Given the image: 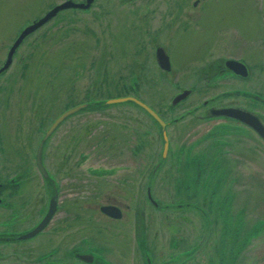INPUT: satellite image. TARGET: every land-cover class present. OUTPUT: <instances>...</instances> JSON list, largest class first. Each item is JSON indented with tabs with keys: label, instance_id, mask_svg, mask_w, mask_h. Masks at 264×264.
Wrapping results in <instances>:
<instances>
[{
	"label": "rangeland",
	"instance_id": "1",
	"mask_svg": "<svg viewBox=\"0 0 264 264\" xmlns=\"http://www.w3.org/2000/svg\"><path fill=\"white\" fill-rule=\"evenodd\" d=\"M63 1L0 0V67L23 27L33 23L54 5ZM169 1L94 0L86 10L75 8L59 12L50 22L23 39V43L14 53L11 66L0 75L2 174H12L17 163L35 169L36 148L49 124L59 113L80 103L105 104L106 99L112 96L115 98L122 92L125 83L130 86L133 83L130 79L133 77H140L139 96L151 102L154 107L169 108L171 99L179 87L191 85L194 81V77L183 74L184 68L188 73L191 68L202 65L201 51L194 53L197 45L217 44L220 46L214 49L219 51L217 53L233 52L237 56L245 55V62L250 64L252 76L249 81L240 85L237 83L236 86L238 89L239 87L248 89V85L252 84L254 86L249 89L254 91L261 89L258 81L264 79V71H261V65H264V10L262 23L257 25L256 16L252 11L245 12V9L248 4L262 0H211V8L205 10L206 12L199 11V7L195 8L193 0H179L182 3L179 12L181 16L171 25H167L171 29L164 30L161 35V38L167 39L173 46L169 53L176 70L173 75L167 76L157 66L155 50L146 42L157 32L155 31L157 28L164 27L163 23L172 21L170 16L165 17V21L161 18L162 12L171 4ZM226 4L229 5L228 8H224ZM205 23L209 26L204 27ZM259 25L262 30L257 31ZM178 27L181 32L177 30ZM212 54L217 56L216 53ZM257 84L260 88H257ZM127 86L124 85L125 91ZM215 93L191 96L187 103L177 105L174 111L166 109L168 118L187 113L188 109L195 108L198 103L214 96ZM242 99L245 98H238V103L244 106L246 101ZM133 110L134 108L127 104H113L99 112L83 110L73 115L74 117L71 116L70 120H66L50 137L45 153L47 167L59 169L62 164L60 152L64 149L67 155H71L70 158L67 157L71 163L75 158L77 162H81L80 168L84 172H89L94 164L107 159L109 166L116 167L114 180L119 176H127L130 179L126 185L118 181L108 183L106 185L108 189H103L105 193L94 197L95 190H92V186L94 187L95 182L85 176L84 179L88 182H85L86 192L83 195L88 212L98 211L99 204L106 201L104 195L109 193H117L119 199L126 204H138L139 200L142 201L146 181L144 171L147 166L149 169L154 167L161 156L163 143L157 126L154 127L145 115L140 114V118H136L139 112ZM113 121L115 124L119 121L125 122L128 126L125 129L116 125L108 126ZM211 125L212 123H203L191 117L183 118L168 129L173 142L171 149L174 150L178 140L184 143L194 139L202 141L203 134ZM236 127L234 129L240 138L244 137L247 140L249 144L247 146L251 149L247 154L251 152L252 157L243 159L242 165H237L235 172L224 179V181L227 178L233 179L230 180V183L234 184L230 187L232 188L230 192L233 193V197L235 194L234 201L220 202L224 194L223 189L219 187L217 195L213 194L215 197L207 198L212 199L214 215L218 212L217 218L204 211L201 214L205 216L202 217L187 214L188 218H185L181 225L184 227L182 237L185 236L183 238L187 242L181 243L180 239L175 237L179 247L194 245L200 239L203 248L199 258L204 260L205 264H211L212 257L215 258V264H221L217 262L215 247L220 243L221 247L227 248L228 242L223 238L227 234H231L233 239V245L229 247L235 251L234 264H264V144L259 138L252 136L246 127ZM109 128L111 132L118 130L119 136L126 135L128 138V149H125L123 155L117 154V149H114L116 150H113L114 152L92 149L93 132L95 136L100 137L103 134L100 129L109 131ZM140 132L144 135L146 133L143 138V150L132 152L138 145L135 136L142 135ZM203 145L200 144L199 149ZM116 162L125 164V168L115 166ZM191 180L192 177L186 181L189 183ZM33 182V187L38 193L34 203L40 207L43 204L42 199L44 201L45 191L42 186L40 187L39 178ZM165 185V182H162L156 187V197H168L169 191ZM200 190L206 194L204 188ZM46 201L45 197L44 202ZM240 204L246 206V210L243 209L241 212L238 206ZM147 205L145 202V206ZM146 210L149 213V220L144 217L137 219L136 224L139 226L136 234L138 233V238L143 236L153 242L157 255H150V258L157 264L169 257L168 254L173 251L168 250L170 246L167 243L175 234L176 224H170L161 213L159 217V213L151 207ZM62 214L63 212H59L58 217ZM133 214V210L124 211L122 221L118 222L108 219H103V223L94 221L99 216L98 213L95 214L96 218L91 220L92 217L88 216L87 219L89 239L103 242L105 247L103 251L113 253L119 264H144L141 253L139 255L136 251L133 230L136 219ZM222 215H225L228 221L227 226L223 225ZM238 222L240 224H237ZM255 225L258 229L249 231ZM81 230L83 227L77 224L64 231V234L57 231L56 240L62 242L64 239V243L66 239L74 238L72 240L76 241L77 236L81 235ZM40 236L33 240L39 239ZM250 238V244L246 247V241ZM19 249V245L0 242V264L11 263V259H6L5 256ZM146 251L150 254L149 250ZM222 251L226 253L227 249ZM190 264H193L192 260Z\"/></svg>",
	"mask_w": 264,
	"mask_h": 264
},
{
	"label": "flooded vegetation",
	"instance_id": "2",
	"mask_svg": "<svg viewBox=\"0 0 264 264\" xmlns=\"http://www.w3.org/2000/svg\"><path fill=\"white\" fill-rule=\"evenodd\" d=\"M138 1L142 2V0ZM180 1H169L171 4L167 6V10L162 12L163 15L161 18L165 21V17L170 16L169 18L172 19V21L163 23L164 27H162V29L157 28L155 30L157 32H155L152 35V38L146 42V44L149 43V47H153L155 50L154 58L158 68H160L167 76L173 75L176 70L173 66V58L169 53L173 46L169 44L167 39L161 38V35L164 33V30L171 29L167 25H171L181 16V13L179 12L182 3H180ZM192 2L195 8L199 7V11L209 10L212 4L211 0H193ZM228 7L229 5L226 4L224 8ZM247 10L252 11L253 15L256 16L257 25L258 23H262L261 18L262 11L264 10V0L248 4L245 12H247ZM170 13L173 15L171 16ZM203 25L204 27L209 26L206 23ZM260 27L261 25L258 26L257 31H259ZM179 28L180 27H178L177 30H179ZM260 30H262V28ZM181 31L182 30H179V32ZM217 47L220 48L217 44L196 46L197 50H195L194 53H196V51H201L203 61L202 63L199 62L202 65H197L195 68H191L190 71L188 70V73L190 74L185 72L184 68L183 74L185 76L188 75L187 77H194V81L191 85L179 87V90L175 93L172 99L176 97L177 94L186 90L190 91L187 96L178 101L176 105L172 104L173 100L171 99L170 107L166 108L167 110L174 111L177 105L183 104V102L184 104L187 103L191 96L216 92L214 96L198 103L195 108L188 109L187 113L183 112L180 113L179 116L177 115V117L174 116L169 119L167 116L168 111L166 109H161L156 106L154 107L151 102L146 101L139 96L138 90L141 86V82L138 80L140 79L139 76L138 78L133 77L130 79L131 82H133L130 86H127L126 83L124 84L125 87H128L127 91L124 90L123 85L122 92L116 95L115 98L135 97L139 101L147 103L153 111L157 112L161 120L165 122L164 130L168 137V148L163 153V132L159 122L155 121L152 116L138 106L136 102L126 101L121 103V105L127 104V106L138 111L139 115H136V118L139 119L140 114L141 116L145 115L147 119L152 122L154 127L157 126L163 143L161 156L157 159L154 167L149 169L147 166V169L144 171V176L146 178L144 184L145 194L141 196L142 201L140 202L139 200L138 204L123 203L122 200L119 199L117 193H106L107 195H104L106 201L99 204L98 211L88 212L84 200L85 195H83L84 192H86L85 182H88L84 179L85 176L90 177L93 182H95L94 187L92 186V190H95L93 192L94 197H99L101 194H104V191L108 189L106 188L108 183H116L118 181L126 185L130 182V179L127 176H119L116 177L118 179L114 180L116 176V167L113 165L109 166V160L107 159L103 162H97L94 164L89 172H84V170L80 168L81 162H77V159L75 158L71 163L69 159L71 155H67L64 149H61L60 152L62 164L59 166V169L57 170L54 167H47L45 160V153L47 151L46 147L51 139L50 137H52L57 131L49 137V140L46 141L43 146L41 159L45 173L39 169L37 160H35L37 150L34 154L35 169L27 168L22 163H17V165L15 164L14 166L12 174L4 175L1 172L2 164L0 163V242L9 245H19L20 247L19 250H13L5 256L6 259H11V263L8 264H119L113 253L108 250L106 253L103 251L105 250L103 242L91 238L89 239V222L87 219L88 216L89 218L92 217L91 220L96 218L97 215L95 216V214L98 213L99 216H97L94 221L103 223V219H108L112 222H118L124 217V211L128 210H133V213L135 214L136 220L133 223V230H135L134 241L136 242L137 254L140 255L141 253L144 264H156L151 261L150 258L152 255H157L153 242L147 240L143 236L138 238V233L136 234L137 227L139 226L136 224L138 221L137 219H140L141 217L143 219L144 217V219H147L148 221L149 213L146 209H149L150 207L159 213V217L161 213L163 218L170 221V224H176V228L174 227L176 229L175 234L170 237V240L167 243L170 246L168 250L173 251L168 254L169 257L163 259L164 262L162 260L157 264H162V262L163 264H190V260H192L193 264H205L204 260L199 258L201 256L200 251H202L203 248L200 239H198L194 245H183V247H179L175 237H178L181 243L184 241L187 242V240L183 238L185 236L182 237V232H184V227L181 226L182 222L185 218H188L187 214H194L199 217L205 216L201 214L203 211L206 213L209 212L211 214L210 216H215V218H217L216 216H218V212L214 215L213 203H211L212 199L207 200V198L209 196L215 197L214 195H217L219 187L221 190L223 189L222 193L224 194L220 199V202L225 201L229 203L234 201L235 194L233 197V193L230 192L232 190L230 187L234 185L232 182L230 183V180L232 181L233 179L227 178L226 181H224V179L227 175L235 172V168L238 167L237 165H242L243 159L250 156L252 157L251 152L247 154V151H251L250 147L247 146L249 145L247 140L244 139V137L240 138L239 134L234 129L237 128L236 126L246 127L250 130L252 136L254 135L256 138H259L264 144V138L258 131V128L264 129V79L261 78L262 80L258 81L259 86H261L260 90L257 89L258 91L249 89L254 86L252 84L248 85V89L241 87L238 89L236 86L237 83L238 85H240V83H245L249 81L252 76L250 64L245 62V55L237 56L233 52H227V54L223 52L217 53L219 51L214 50ZM224 47L227 48L226 45ZM158 48L164 49L168 55L170 69L160 67L158 58L156 57V51ZM212 53H216L217 56ZM229 60L241 61L245 64L247 71L238 65L236 66V64L231 65L230 62H228ZM185 65H183V67H185ZM241 69L246 72H241ZM261 71H264V65H261ZM258 84L257 88H260L258 87ZM112 97H109V99ZM240 97L245 98L242 100L246 101V105L243 106L238 103V98ZM103 105V108L106 109L113 104L100 105L92 103L89 105V110L98 111ZM103 108L101 107V111ZM234 108L243 109L248 112L251 122L247 124L242 119L224 112ZM188 117L200 120L203 123H212V125L210 129L203 134L204 137L202 136V141H200V139H194L191 142L184 143L183 141L178 140L176 141L177 145L174 150H172L173 142L171 141V133L168 129L173 124L175 125L183 118ZM109 125H116L123 129L128 126L127 123H122L120 121L118 124H115V121H113V123L108 124V126ZM117 127L115 128L117 129ZM100 130L103 132V134H101L102 136H95V132L92 134V142H94L92 149L95 151L105 150L111 152H114L116 151L114 149H117V154L123 155L125 149H128V138L126 135L119 136L117 134L118 130H113V132H111L110 128L109 131L107 129ZM106 131L108 133H106ZM140 133H142V135L135 136V140L137 141L136 144L138 145L135 146V150L132 152L136 150H139L140 152L143 150V138L146 133L145 135L143 132ZM72 136H74V134ZM201 142H203L204 145ZM200 144L203 146L199 149ZM66 161L68 163H65ZM115 166L124 167L126 165L116 162ZM127 168H129V165H127ZM36 171L38 174L35 173ZM190 177H192V180L187 183L186 180ZM36 178H39V181H41L40 187L42 186L45 191L44 201L45 197L47 198L46 202L42 199L43 204L40 207L35 206L36 203H34L38 196L36 188L33 187V180ZM162 182H165V186L169 191L168 197H156L155 195L156 187H159V184H162ZM202 188L206 190V194L200 190ZM103 189L105 190L103 191ZM145 202L148 204L147 206H145ZM52 203L53 214L48 216V211ZM238 206L241 208V212L243 209L246 210L247 208L241 204ZM106 207H111V212H114L115 214L119 213L120 216L114 217L113 215L105 213L102 208ZM59 212H63L60 217H58ZM222 216L224 218L223 225L227 226L228 221H226L225 215ZM45 218L48 219L45 221L43 227L38 231L33 232ZM77 224L81 225L83 230H81V235L77 236L76 241L72 240L74 238L66 239L64 243V239L62 242L56 240L58 235L55 233L60 231L64 234V231L69 230L72 226ZM237 224H240V222ZM146 228L148 229V227ZM257 229L258 226L256 227L255 225L249 231H255ZM38 236H40L39 239L33 240ZM223 238H225L224 241L227 240L228 242L226 248L227 251L226 253L222 251L226 249L221 247L220 243L216 245L215 254L218 258L217 262L221 264H234L236 261V256L234 257L235 251L229 247L231 244L233 245L232 235L227 234ZM250 240L251 238L246 241V247L250 244ZM144 247L150 251V254L146 249L144 250ZM166 254L164 257H166ZM161 255L162 253L159 250V256ZM211 259V264H215V258L212 257Z\"/></svg>",
	"mask_w": 264,
	"mask_h": 264
},
{
	"label": "water",
	"instance_id": "3",
	"mask_svg": "<svg viewBox=\"0 0 264 264\" xmlns=\"http://www.w3.org/2000/svg\"><path fill=\"white\" fill-rule=\"evenodd\" d=\"M93 2H94V0H85V1L64 0L63 2L57 3L56 5H54V7H52L49 11H47L45 14H43L42 17L35 19L33 21V23L25 26L20 31L21 33L15 38L12 46L8 50L7 57H6L5 61L3 62L2 66L0 67V74H2L4 71H6L11 66V63H12V60L14 57V53L16 52L18 47L23 43L24 38H26L27 36L32 34L36 29L44 26V24H46L47 22L51 21L54 18V16H56L59 12L64 11L65 9H75V8L86 10V8H90V6L92 5ZM156 57L158 58L159 65L161 68L170 69L169 68V57L166 54V52L164 51V49L158 48L156 51ZM228 62H230L231 65L236 64V66L238 65L247 71L245 64H243L241 61L229 60ZM234 69H236V68H234ZM245 70L243 71L241 69V72H246ZM189 91L190 90H186L180 94H177L176 97H174L172 99L173 100L172 104L176 105V103L178 101L182 100L183 98H185L187 96ZM126 101L136 102V104L138 106H140L143 110L148 112L155 121L159 122L161 129H162V132H163V143H164L163 153H164L168 148V137H167V134L164 130L165 122L161 120V118L159 117L157 112L153 111L152 108L147 103L139 101L135 97H133V98L132 97L112 98V99L106 100L104 103H105V105H112V104H121V103L126 102ZM89 105H91V104L80 103V105L69 107V109L61 112L58 115V117L55 118L50 123L49 128L45 131V133L42 137L43 139L40 141V143L37 147V153H36V157H35V160H37V165H38L39 169L43 171V173H45V170L43 168L41 155H42L44 143L46 141H48L49 137L51 135H53L59 129L61 124H63L71 116L80 113V111L89 109ZM231 110H233V111H231ZM224 112H226L229 115L231 114L232 116H234L236 118L242 119L247 124L251 122L250 115L248 114V112H246L243 109H235L234 108V109H230L229 111H224ZM258 131L260 132V135L264 138V129L258 128ZM110 208L111 207H106V208H102V210L105 213H108L109 215H113L114 217L120 216L119 213L115 214L114 212H111ZM52 212H53V203H52V205L48 211V216L52 215L53 214ZM47 219L48 218H45L42 221V223L33 232H36L41 227H43V225Z\"/></svg>",
	"mask_w": 264,
	"mask_h": 264
},
{
	"label": "trees",
	"instance_id": "4",
	"mask_svg": "<svg viewBox=\"0 0 264 264\" xmlns=\"http://www.w3.org/2000/svg\"><path fill=\"white\" fill-rule=\"evenodd\" d=\"M102 108L104 107V105L103 106H101ZM101 107H100V109H98V111H101ZM106 107V106H105Z\"/></svg>",
	"mask_w": 264,
	"mask_h": 264
}]
</instances>
